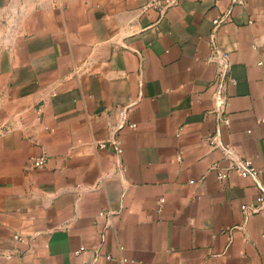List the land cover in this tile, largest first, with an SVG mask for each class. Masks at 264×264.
Instances as JSON below:
<instances>
[{
  "label": "crops",
  "instance_id": "0c3cea01",
  "mask_svg": "<svg viewBox=\"0 0 264 264\" xmlns=\"http://www.w3.org/2000/svg\"><path fill=\"white\" fill-rule=\"evenodd\" d=\"M146 1L0 0V264H264V0Z\"/></svg>",
  "mask_w": 264,
  "mask_h": 264
},
{
  "label": "built area",
  "instance_id": "2783aa9c",
  "mask_svg": "<svg viewBox=\"0 0 264 264\" xmlns=\"http://www.w3.org/2000/svg\"><path fill=\"white\" fill-rule=\"evenodd\" d=\"M234 5H242L244 4V0H232ZM178 3V0H147L145 5L142 7V10L148 11L151 9H154L158 11L160 14H163L166 9L169 7H172ZM215 26L220 24L222 22V19H215L214 21ZM216 53H220L218 49L215 47ZM223 57H226L225 55ZM228 67L227 63L223 64V70ZM225 122H229V118H225ZM126 124V119L123 117L122 122L120 123V128H122ZM129 126L134 127L135 125L133 123L129 124ZM115 148L116 153L121 154L122 153V148L120 146V142L118 141H113L112 142ZM106 143L102 142L100 144L101 147H104ZM47 157L46 155H42L39 157H34L32 158V164L34 167H44L46 165ZM236 170L241 173L242 176H250L252 179H254L257 182V169L254 167L252 160L251 159H243L239 161L236 165ZM219 179H224L225 174L224 173H219L218 174ZM259 185V184H258ZM261 189V195L259 197L260 201H264V186L259 185ZM243 210L248 209L247 205H242ZM104 213H102L103 215ZM17 239H19L18 236H16Z\"/></svg>",
  "mask_w": 264,
  "mask_h": 264
}]
</instances>
